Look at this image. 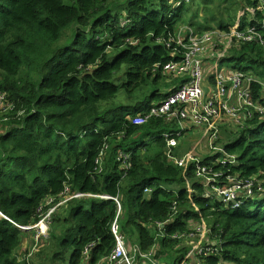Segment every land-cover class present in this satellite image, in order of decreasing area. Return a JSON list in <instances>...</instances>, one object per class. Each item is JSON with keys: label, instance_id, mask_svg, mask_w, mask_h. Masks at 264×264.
I'll return each instance as SVG.
<instances>
[{"label": "trees", "instance_id": "1", "mask_svg": "<svg viewBox=\"0 0 264 264\" xmlns=\"http://www.w3.org/2000/svg\"><path fill=\"white\" fill-rule=\"evenodd\" d=\"M199 9L226 31L241 10L238 28L258 27L225 59L264 80V0H0V94L10 106L0 123V264H27L17 254L28 234L21 226L37 224L50 199L76 194L84 196L53 214L41 261L110 257L119 205L100 197L110 195L131 251L137 230L140 253L151 258L138 254L140 264H264V119L227 130L223 151L201 160L223 174L217 184L254 180L255 194L238 208L197 179L194 165L169 160L162 134L177 131L176 120L132 123L186 79L164 67L184 53L183 26L211 28L198 22ZM251 86L262 99V86ZM121 90L129 101L142 94L111 104ZM229 155L235 163L218 161ZM196 226H206L215 254L189 257L182 235Z\"/></svg>", "mask_w": 264, "mask_h": 264}, {"label": "built area", "instance_id": "2", "mask_svg": "<svg viewBox=\"0 0 264 264\" xmlns=\"http://www.w3.org/2000/svg\"><path fill=\"white\" fill-rule=\"evenodd\" d=\"M237 28L226 31L229 33L230 39L251 41L257 35L256 28L249 27L246 30H241L239 24ZM216 36L210 32H204L202 35H197L193 28L188 25L182 27L178 34V44L184 48V53L181 59H176L167 63L164 67L166 71L176 74L186 79L179 84L166 99L155 104L150 110L138 113L133 119L134 124H144L152 117L164 118L167 121L176 120L179 129L175 132H165L163 137L167 140V156L170 161L178 166L187 168L189 165L196 167V177L204 182L206 186H210L221 199V201L232 208H238L243 202L255 194V182L252 179L239 178L237 176H227L229 184H217L221 181L223 174L214 170L212 166L204 165L201 159L187 152L184 155H177L176 146L179 145L178 138L182 136L190 125H195L203 129V132L208 133L210 137L211 149H218L215 142L219 139L220 129L216 123L218 118L228 115L238 121V127L243 126L248 117L260 115V119H264V80L257 76H249L240 70L223 71L219 68V63L224 61L227 54L223 50H218L212 47V52L209 55L203 56L210 51L211 47L205 48V45L211 42ZM231 48V46H230ZM222 54H221V53ZM208 59H213L212 75L208 78L203 71V62H208ZM254 80L262 86V99L254 97V90L251 86V81ZM5 102L4 94H0V101ZM262 100V101H261ZM9 106V105H7ZM10 107V106H9ZM125 159L130 155L123 154ZM222 164L235 163V156L229 155L228 158L220 160ZM127 164V168H129ZM149 191L146 189V192ZM209 196V194H206ZM84 196L83 194L65 195L58 203H53L50 199L47 203L50 206L46 211L41 207V219L34 226H23L24 229L29 228L31 231L38 227L42 233L38 237L45 235L48 232V224L50 223L53 214L58 206L70 200L73 197ZM91 196V195H87ZM103 198H113L119 205V214L112 224V231L116 239V246L110 257L108 264H139L137 255L141 256L138 244H135L134 250L128 249L126 237L121 232L120 227V212L121 205L117 197L110 195H100ZM45 218L42 220V218ZM197 227V233H192V236L199 235L206 238L207 228L204 226ZM37 237V235H36ZM216 249L207 243L200 244V248L194 249V253L199 255H209ZM146 258H150L149 254H142ZM151 259V258H150ZM153 264L157 263L152 259ZM186 263V262H183Z\"/></svg>", "mask_w": 264, "mask_h": 264}, {"label": "rangeland", "instance_id": "3", "mask_svg": "<svg viewBox=\"0 0 264 264\" xmlns=\"http://www.w3.org/2000/svg\"><path fill=\"white\" fill-rule=\"evenodd\" d=\"M213 7L215 9V11H214L215 14H217L219 16L220 15V9L215 5H213ZM241 15H243L242 10L240 12H238L237 17L234 20V25L232 26L233 29L237 28L236 25L240 24L238 20H239V18H241ZM249 15H250L249 18L253 15V11L251 9H249ZM211 18H213L212 14L207 15V14H205L204 11L199 9V18L197 19L198 22L204 26L210 25L211 28L198 30L195 32L197 35H199V34L202 35L204 32L212 31V34L216 36L210 43L208 42L205 45V48L211 47L210 51L207 53H211L212 47H215L217 49L216 51L223 50V51H225L226 54H229L230 49L234 45H236L238 42L235 41L234 39L231 40L229 33L225 32L223 29H220L218 27L217 22L213 21L212 23H209L208 20ZM234 43H236V44H234ZM230 46H231V48H230ZM203 56L205 57V54ZM210 63H212V62H210ZM210 63H206L205 61L203 62V71H204L205 75H211L212 74V71L210 68ZM228 68H233V63L230 60L225 59L224 65L220 64V70L227 72L229 70ZM148 91L152 92V89H148ZM141 94H142L141 92H137L136 96L131 98L129 101V99L126 97V95L123 94V91L121 90L120 93L118 94V96L116 97L115 101L113 100L111 102V104L112 103L115 104L116 102L117 103L118 102H125V103L134 102L138 99V97ZM9 110H10V107L7 106L3 100H1L0 101V123H1V121H3L2 117L5 116V114H7L9 112ZM222 118H224L225 120L221 121V122L217 121L218 128L220 129V127L222 126V129H223L220 131V134H219V137H220L219 142L215 143V145L216 144L218 145V149H220L223 142L226 141L227 136H228V131H230V129H232V128H235L239 124L237 120L233 119L232 117H230L228 115H224V116H222ZM225 126H227V127H225ZM178 143H179V145H177L175 148L177 153H179V150L181 148L187 147V148L192 149L194 147L195 149L197 148L196 154L193 152L192 153L201 159H204L206 156L217 152V150L211 149L210 137H209L208 133L203 132L202 129L200 127H197V126H194V128H190L182 136H180L178 138ZM208 143H209V145H208ZM187 152H190V150H188ZM187 152H185L184 154H186ZM44 218H45V216L42 218V220ZM52 219H53V217H52ZM52 219L47 226L48 227L47 234L42 235V236L40 235L38 237V234L42 233V231L38 227H35L31 231L27 232L28 233L27 236L23 239L21 247L17 251L19 261L24 262V260H25L27 262V264H50V260L45 258V256H43V261H41V258H39V256H40L39 253L43 248H45V243L49 240V237L51 235ZM202 227H203V230H205L204 226H202ZM36 235H37V237H36ZM133 237L135 238L136 242L139 241V233L137 230L135 231V235ZM182 239L190 247V251L192 252L194 249L200 248V244L203 241V236L195 237V236H192L191 234L185 233V234H183ZM126 240H127V244H128V242H130V240L127 239V236H126ZM106 262L108 264L110 262V259H105L103 263H106ZM182 264H184V263H182Z\"/></svg>", "mask_w": 264, "mask_h": 264}, {"label": "crops", "instance_id": "4", "mask_svg": "<svg viewBox=\"0 0 264 264\" xmlns=\"http://www.w3.org/2000/svg\"><path fill=\"white\" fill-rule=\"evenodd\" d=\"M205 55H209V53H205ZM210 62H213V59H208V62L207 63H210ZM214 64H216V62L214 61L213 62ZM211 64L212 63H210V67H211ZM219 64H221V65H224V61H222V62H220ZM219 68H220V65H219ZM229 70V72L230 71H235V68H228ZM212 71V70H211ZM212 75V74H211ZM211 75H205V76H207L208 78L211 76ZM179 83V82H178ZM177 83V84H178ZM176 84V85H177ZM175 85V86H176ZM225 119L224 118H218L217 120H216V123H217V121L218 122H221V121H224ZM194 126L195 125H190L189 126V128H187L188 130L190 129V128H194ZM225 127H227V126H225ZM221 128H222V126H221ZM238 128V126H236L235 128H232V129H237ZM227 129V128H226ZM208 145H209V143H208ZM210 148V147H209ZM188 150H190V152H193V153H195L196 154V150H197V148L195 149L194 147L192 148V149H190V148H181L180 150H179V155H183L185 152H187ZM197 227H199V226H196L194 229H196ZM183 236V235H182ZM195 237H200L199 235H195ZM134 238V237H133ZM204 240H205V238L203 239V241H202V243H204ZM134 241H135V238H134ZM136 242V241H135ZM208 242H210V239H208V241L206 242V243H208ZM137 244H138V242H136ZM201 243V244H202ZM135 246V245H134ZM134 246L132 247V250H134ZM128 249L129 250H131V248H130V244H129V242H128ZM194 251V250H193ZM190 252L191 253V255H189V257H191V256H194V255H197L196 253H194V252ZM106 258H104V259H102L100 262H99V264H107V262L106 263H103L104 262V260H105ZM155 261V260H154ZM156 262L157 263H161L160 261H158V260H156ZM195 262V260H191V262L189 263V264H193ZM68 263H69V261H68ZM161 264H164V263H161ZM184 264H188L187 262L186 263H184Z\"/></svg>", "mask_w": 264, "mask_h": 264}, {"label": "clouds", "instance_id": "5", "mask_svg": "<svg viewBox=\"0 0 264 264\" xmlns=\"http://www.w3.org/2000/svg\"><path fill=\"white\" fill-rule=\"evenodd\" d=\"M221 29V28H220ZM184 81V80H183ZM183 81H181L179 84H181ZM178 84V85H179ZM174 91V90H173ZM172 93V92H171ZM148 111V110H147ZM145 112V111H144ZM140 113V112H139ZM198 127V126H197ZM221 130H223L221 127H220V131ZM186 131H188V129H186ZM185 131V132H186ZM202 131H203V129H202ZM165 133V132H164ZM219 140H220V137H219V139L217 140V142H215V143H218L219 142ZM216 147L218 148V145L216 144ZM220 149H222V150H217V152H222L223 151V146L221 145V148ZM214 150V149H213ZM177 153V152H176ZM177 155H179L178 153H177ZM223 156H225V155H223ZM201 159V158H200ZM223 159H225V158H221V159H219L218 161L219 162H221L220 160H223ZM202 160V159H201ZM198 179V178H197ZM200 180V179H199ZM148 192V191H147ZM21 227H23V226H21ZM23 230H25V231H29L28 229H23Z\"/></svg>", "mask_w": 264, "mask_h": 264}, {"label": "bare ground", "instance_id": "6", "mask_svg": "<svg viewBox=\"0 0 264 264\" xmlns=\"http://www.w3.org/2000/svg\"><path fill=\"white\" fill-rule=\"evenodd\" d=\"M255 27H256V26H255ZM260 27H261V26H260ZM257 30H258V29H257ZM259 31H260V30H259ZM219 33H220V32H219ZM199 35H201V34H199ZM223 35H224V34H223ZM219 43H220V42H219ZM212 50H213V49H212ZM243 72H244V71H243ZM254 93H255V91H254ZM256 118H257V115H256ZM256 118H255V119H256ZM252 119H253V118H252ZM252 119H251V120H252ZM253 120H254V119H253ZM246 121H249V120L247 119ZM132 123H133V122H132ZM217 167H218V166H217ZM228 167L230 168V166H228ZM215 168H216V167H215ZM221 169H222V168H221ZM224 169H225V168H224ZM226 170H227V169H226ZM220 171H221V170H220ZM229 171H230V170H229ZM222 172H223V171H222ZM225 172H226V171H225ZM227 172H228V171H227ZM227 174H228V173H227ZM237 174H239V173H237ZM204 192H205V191H204ZM216 197H218L217 194H216ZM158 226H159V225H158ZM123 235H124V234H123ZM125 237H126V236H125ZM115 241H116V240H115ZM214 254H215V253H214ZM140 259H142V258H140ZM139 264H140V262H139Z\"/></svg>", "mask_w": 264, "mask_h": 264}, {"label": "water", "instance_id": "7", "mask_svg": "<svg viewBox=\"0 0 264 264\" xmlns=\"http://www.w3.org/2000/svg\"><path fill=\"white\" fill-rule=\"evenodd\" d=\"M21 229L23 230L24 228H23V227H21ZM26 229H29V228H26Z\"/></svg>", "mask_w": 264, "mask_h": 264}]
</instances>
